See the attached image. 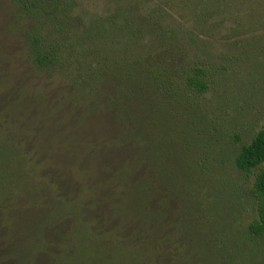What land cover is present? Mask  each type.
Returning a JSON list of instances; mask_svg holds the SVG:
<instances>
[{
  "label": "trees",
  "instance_id": "1",
  "mask_svg": "<svg viewBox=\"0 0 264 264\" xmlns=\"http://www.w3.org/2000/svg\"><path fill=\"white\" fill-rule=\"evenodd\" d=\"M10 1L28 24L25 53L29 63L46 78L63 81L59 100L67 101L65 104L80 112L77 123L89 113L110 115L113 136L94 139L91 148L100 149L106 142L107 151L116 150L112 154L118 159L106 161L100 168L96 166L94 183L84 185L78 198L67 192L56 208L51 196L48 197V187L57 162L41 152L0 145V174L6 181L0 192L11 191L17 196L18 207L29 209L31 205L37 211L52 212L48 220L71 214L74 221L73 228L65 232V241L55 245L54 252L58 253L49 250L50 238L42 239L43 226L33 231L26 247L15 250L17 258L32 263L35 253L41 252L51 264H76L78 259L88 262L96 257L99 246L101 253L110 254L109 249L136 242L143 254L150 255L156 242L164 240L232 243L233 247L239 246L243 261L257 258L264 264V126L234 156V164L244 180L254 175L245 192L256 201V218L239 224V212H185L187 199L185 204L179 201L180 185L186 189L190 161L197 174L196 181L209 169L203 165L198 149L193 150L192 158L183 155L185 165L171 164L172 147L182 152L192 146L183 134H175L177 145L165 146L169 122L171 126L175 122L180 133L190 135V139L201 137L195 122L191 127L193 122L183 117L198 111L193 97L202 95L209 86L205 65L198 60L191 62L185 56L181 58L191 38L184 23L180 26L166 23L156 12L138 16L133 13L137 9L134 4L127 8L119 6L116 13L85 23L72 15V0ZM189 2L164 0L158 9L162 15L172 17L169 9L188 12ZM144 33L150 35L151 42L141 45ZM122 36L124 42L115 46ZM171 52L174 55L170 56ZM40 94L42 98L44 95ZM67 120L76 122L74 116H68L57 125L65 136L64 142L71 143L75 131L69 130ZM183 122L184 127L180 128ZM36 124L37 121L29 123L28 128ZM202 185L203 181L198 188ZM234 193L238 197L237 187Z\"/></svg>",
  "mask_w": 264,
  "mask_h": 264
},
{
  "label": "rangeland",
  "instance_id": "2",
  "mask_svg": "<svg viewBox=\"0 0 264 264\" xmlns=\"http://www.w3.org/2000/svg\"><path fill=\"white\" fill-rule=\"evenodd\" d=\"M163 1L72 0V15L79 16L86 23L92 18H105L116 13L119 6L127 8L134 4L137 9H133V13L138 16L156 12L166 23L176 26L184 23L191 38L181 58L185 56L191 62H202L208 70L209 86L202 95L193 97L198 111L184 114L183 117L193 122L191 127L195 122L198 127L196 131L201 137L190 139V135L180 133L175 122L173 126L169 122L165 146L177 145L175 134H183L192 146L182 152L172 147L173 154H169L171 164L179 167L185 165L183 155L192 158L193 150L198 149L203 165L209 169H205L200 180L196 181L194 176L197 174L191 167L193 161H190L186 189L180 185L182 194L179 201L183 204L188 201L185 212H239L241 218L237 223L245 224L257 216L256 201L245 192L254 175L244 180L234 164V156L264 126V0H190L188 12L176 13V10L166 7L174 15L172 17L162 15L158 9ZM117 19L122 21L120 17ZM27 28V21L18 15L14 3L0 0V145L9 149L20 146L28 152H41L53 158L58 167H63H57L49 179L48 197L51 196L57 208L58 203L62 202L60 200L67 197V192L78 198L79 190L89 181L94 183L93 170L96 166L100 168L106 161L118 160L112 154L116 150L107 151L106 142L100 149L91 148L94 139L111 138L113 126L106 112L89 113L81 123H77L80 112L77 113L69 103L65 104L67 101L62 103L59 100L63 81L46 78L27 60ZM149 36L142 34L140 44L149 43ZM123 42L122 36L115 46ZM172 55L173 52L170 53ZM40 93L44 95L42 98L38 95ZM68 116H74L76 121L69 123L67 120L65 123H69L67 127L71 126L70 131H75L71 143L64 142L65 136L57 125ZM35 121L36 126L28 128V124ZM65 124L62 122L61 125ZM63 127L66 129V126ZM41 139L43 143L39 145ZM178 142L182 143V140ZM119 153L123 154L122 151ZM57 156H60L62 165ZM2 181L0 174V190L6 182ZM201 181L204 185L198 188ZM234 187L238 188V197ZM8 192L10 194L0 192V264H51L44 253H35L31 263L17 258L15 250L26 247L33 231L44 226L42 239L50 238L52 246L49 250L58 253L54 252L57 249L55 245L63 243L67 235L65 232L73 228L72 215L66 214L55 221L48 220V214L52 212L37 211L38 208L31 207V203L29 209L22 205L18 207L17 196ZM109 214L107 212L106 217ZM47 221L54 222L51 224ZM155 245L150 255L146 252L143 254L139 242L118 245L116 250L109 249L111 255L105 251L101 253L103 250L99 246L96 257L88 262L78 259L76 264H263L257 258H252V262L240 259L239 246L233 247L235 244L232 243L159 240Z\"/></svg>",
  "mask_w": 264,
  "mask_h": 264
}]
</instances>
